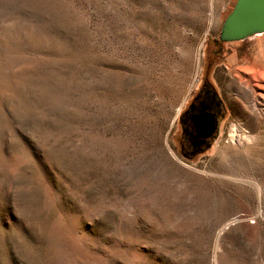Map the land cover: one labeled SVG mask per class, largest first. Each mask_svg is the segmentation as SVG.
Masks as SVG:
<instances>
[{
  "label": "rangeland",
  "instance_id": "1",
  "mask_svg": "<svg viewBox=\"0 0 264 264\" xmlns=\"http://www.w3.org/2000/svg\"><path fill=\"white\" fill-rule=\"evenodd\" d=\"M235 1L0 0V264H264V34L209 74L211 148L175 150Z\"/></svg>",
  "mask_w": 264,
  "mask_h": 264
},
{
  "label": "flooded vegetation",
  "instance_id": "2",
  "mask_svg": "<svg viewBox=\"0 0 264 264\" xmlns=\"http://www.w3.org/2000/svg\"><path fill=\"white\" fill-rule=\"evenodd\" d=\"M207 60L196 88L184 103L177 117L175 150L186 162L196 160L208 151L219 135V127L227 116V107L218 88L206 73ZM204 116L206 122L213 123L215 131L206 138L196 139L194 120ZM199 142V143H198Z\"/></svg>",
  "mask_w": 264,
  "mask_h": 264
},
{
  "label": "water",
  "instance_id": "3",
  "mask_svg": "<svg viewBox=\"0 0 264 264\" xmlns=\"http://www.w3.org/2000/svg\"><path fill=\"white\" fill-rule=\"evenodd\" d=\"M259 34H264V0H236L220 27L218 40L232 43ZM194 126L195 140L209 137L215 131L213 123L206 122L204 116L196 118Z\"/></svg>",
  "mask_w": 264,
  "mask_h": 264
},
{
  "label": "bare ground",
  "instance_id": "4",
  "mask_svg": "<svg viewBox=\"0 0 264 264\" xmlns=\"http://www.w3.org/2000/svg\"><path fill=\"white\" fill-rule=\"evenodd\" d=\"M259 35H261V34H259ZM256 36V35H255ZM258 42H264V36H262L261 37V39L258 41ZM264 44V43H263ZM253 65H254V68H255V66L256 65H259L260 64V62H259V60L258 59H254L253 60ZM252 65V64H251ZM252 68V67H251ZM256 69V68H255ZM250 69H249V67H245V68H242L241 70H240V74L243 76L244 74H246L248 71H249ZM261 72V71H260ZM239 74V75H240ZM254 76H255V78H256V80H257V82L259 83V82H262V80L264 81V74H262V73H259V72H257V73H255L254 74ZM240 78V77H239ZM256 86V85H255ZM255 86H253L252 87V89L253 90H255ZM258 87H261V86H259L258 85ZM229 139H230V141L233 143V144H235V145H237V146H242L243 144H245V143H248L251 139L249 138V136L245 133V132H241L240 131V129H239V127H237V126H235V128H232L231 130H230V135H229Z\"/></svg>",
  "mask_w": 264,
  "mask_h": 264
},
{
  "label": "trees",
  "instance_id": "5",
  "mask_svg": "<svg viewBox=\"0 0 264 264\" xmlns=\"http://www.w3.org/2000/svg\"><path fill=\"white\" fill-rule=\"evenodd\" d=\"M225 43H221L218 40V37L216 40L207 43V49H206V60H207V64H206V73H210L211 70L218 65L219 63H221L224 54H223V45Z\"/></svg>",
  "mask_w": 264,
  "mask_h": 264
}]
</instances>
